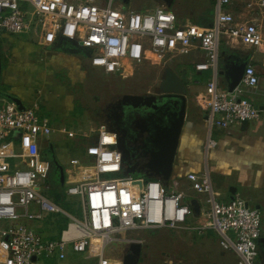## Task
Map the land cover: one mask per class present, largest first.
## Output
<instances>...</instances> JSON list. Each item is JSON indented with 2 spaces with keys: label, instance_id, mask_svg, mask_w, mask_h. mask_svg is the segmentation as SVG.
<instances>
[{
  "label": "built area",
  "instance_id": "obj_1",
  "mask_svg": "<svg viewBox=\"0 0 264 264\" xmlns=\"http://www.w3.org/2000/svg\"><path fill=\"white\" fill-rule=\"evenodd\" d=\"M214 5L212 23L201 25L180 23L165 3L136 10L114 0H0V36L34 34L43 45L70 39L85 49L92 66L106 73L123 75L128 64L147 61L161 64L165 70L180 56L202 52L194 68L207 75L197 81L195 100L208 116L207 137L200 146L201 169L166 185L158 177H133L125 172L117 133L108 123L79 129L55 125L57 122L40 113L39 103L20 107L13 97L1 95L0 221L9 220L10 225L0 227V264L63 260L68 246L97 259L98 264H123L122 259L105 257L113 234L162 227L191 228L199 233L214 229L222 248L235 252L238 264H255L262 212L239 194L228 201L219 198L212 183L210 150L218 145L213 137L215 129L230 130L259 118L260 109L249 95L256 92L264 70L248 63L232 90L223 87L219 45L224 39L232 47L253 49L264 56V31L258 17L264 16V0H214ZM52 133L86 142V162L73 158L71 166L64 169L70 183L64 191L77 197L79 214L41 191L52 163L44 156L40 139ZM187 183L205 194L208 206L199 202V215L186 199ZM49 215L68 218L59 237L43 236L25 222L43 221ZM134 240L140 241L127 239Z\"/></svg>",
  "mask_w": 264,
  "mask_h": 264
},
{
  "label": "rangeland",
  "instance_id": "obj_2",
  "mask_svg": "<svg viewBox=\"0 0 264 264\" xmlns=\"http://www.w3.org/2000/svg\"><path fill=\"white\" fill-rule=\"evenodd\" d=\"M120 1L122 0H114L116 3ZM160 1L128 0L126 9L149 10L155 8L156 3ZM174 4L172 11H179L183 15L193 18H190L193 21L189 20L184 24L202 19L206 13L214 17V0H175ZM258 17L264 31V16ZM29 35L12 34L9 35V39L6 37L5 41L9 42L14 38L26 40ZM31 45L27 44L24 49L20 50V53L16 52L14 60L10 64V60L6 63L3 61L0 72V96L10 93L12 97L20 99L25 106L33 103L42 104L49 109L54 123H63L68 128H88L90 125L108 122L109 111L118 106L124 94L149 95L160 91L161 79L164 76V69H162L161 64L152 61L140 65L128 64L127 71L123 75H118L106 73L102 68L92 66L83 53L75 54L74 57L67 55L66 58H59L55 56L53 51L49 52L44 48ZM251 50L255 60L264 59L262 54ZM251 50L233 48L226 44L224 39L221 40L219 45V80L223 87L227 85L228 79L220 71L229 67L230 59L233 56L243 58L242 55L246 56V52H251ZM5 58L8 59L7 56ZM183 60L185 65L193 62L192 56L188 55L184 56ZM177 63L174 61L167 64V67L178 71L174 68ZM178 74L187 85V107H189L186 110V119L180 136L181 141L183 130L188 123L187 119L194 118L191 110L192 104H196V94L195 91L191 92L188 80L180 72ZM193 84L195 83L193 82ZM249 96L258 107L264 105V99H261L258 92ZM203 119L206 121L207 116H203ZM49 142H52L54 146L52 155L64 169L71 166L73 158L80 156L86 143L84 140L69 138L60 133H52L40 139V146L42 148L43 146L47 147ZM14 146L17 148L16 144ZM46 152H44V156L49 158L50 156ZM128 159L124 163L127 174H131L133 177H151L131 170V163ZM198 159L192 161L198 163ZM80 161L86 162L84 158H80ZM213 162L211 159L210 169L214 188L222 193V197H225V184L221 178L216 176L213 170ZM174 177L172 174L168 185L173 183ZM69 184L67 180L62 183L60 175L50 174L47 183L42 184L41 191L53 200H55L54 193H59L62 197L63 207L79 214L77 197L68 196L64 193ZM184 193L188 202L196 198L202 206H208L205 201V194L191 189L189 183L184 187ZM31 209L36 211V208L32 207ZM55 220L46 217L43 221H38L42 233L59 236L61 227H55ZM30 223L36 224L35 222ZM9 225V220L0 221L1 228H6ZM112 238L105 249V257L109 260L122 259L128 251L130 241L127 239L139 238L143 240L139 264H167L168 261L173 262L172 264H190V261L197 264H235L234 251L223 250L217 232L211 228L206 229L203 233L191 228L171 229L162 227L151 230L135 228L113 234ZM72 253L70 246H68L67 254L71 264H98V260L95 258L84 259L81 255ZM261 256H264V243L260 246L255 264Z\"/></svg>",
  "mask_w": 264,
  "mask_h": 264
},
{
  "label": "crops",
  "instance_id": "obj_3",
  "mask_svg": "<svg viewBox=\"0 0 264 264\" xmlns=\"http://www.w3.org/2000/svg\"><path fill=\"white\" fill-rule=\"evenodd\" d=\"M77 1V0H76ZM128 0H122L119 5L126 8V3ZM175 0L172 1L171 6L169 7L172 10V7L175 6ZM160 3H165V0H161L160 2L156 3V5ZM166 4V3H165ZM155 5V6H156ZM167 5V4H166ZM139 10V9H137ZM150 10V9H149ZM177 14L178 20L180 23H187L189 20L193 21L192 17L185 16L181 12L175 11ZM192 18V19H190ZM213 15L211 16L209 13L203 15L202 19H198L196 22L201 25H210L213 21ZM8 33H4L0 36V54H1V67L6 61L10 60L9 64L12 60H14V55L16 52L20 53L21 49L25 48V45L33 44V47H40L44 48L47 51L55 52V56L59 58H66L65 56L78 54L69 51V48L72 47L68 42L63 39H58L54 43L50 45H43L36 40V36L29 35L28 39L26 40H18L14 38L13 40H9L6 42L5 38L8 37ZM26 35V34H23ZM77 47V46H73ZM235 48V47H233ZM242 49H249L245 47H236ZM26 50V49H25ZM251 50V49H249ZM87 58V52L83 53ZM246 56H243V61H247V63H254L258 70H264V64L262 60H255L254 54L251 52H246ZM8 57L5 58V57ZM186 56V55H184ZM184 56H180L176 59L178 62L175 65V69L177 73H181L186 80H188V85L191 89V92L195 91V94L199 90V85L197 81L199 79L205 78L207 73L198 71L194 68L195 63L203 57L202 52L194 51L188 56H192L193 62L190 64L186 63L183 60ZM89 60V59H88ZM237 62V60H234ZM8 64V63H7ZM8 64V65H9ZM5 65V66H8ZM186 66V67H185ZM193 82L195 84H193ZM258 94H260L261 99H264V75L261 77V81L259 86L256 90ZM9 96L10 93L4 95ZM14 98V97H13ZM263 109L260 110L259 118L256 120L239 124L232 127L230 130H223V129H215L213 132V137L218 140L217 147L210 150V158L214 161V171L216 176L221 178V180L225 184V192L226 196L222 197V193L215 189L220 194V199L224 201L230 200L235 194H239L243 197L248 205L252 207H257L261 210L263 215V224H262V234L259 240V250L262 243H264L261 239L264 238V105ZM189 109V107H187ZM39 111L42 115L48 116L52 119L51 113L49 109H47L44 105L39 104ZM194 118L187 119V126L183 130L182 139L179 143L175 162H174V179L175 178H183L189 171H199L202 167V157L203 152L201 150V145L205 143L207 137V120L203 119V116H207L205 110L201 109L197 104H192V110ZM189 115V113H188ZM208 117V116H207ZM91 122V121H89ZM60 123V122H57ZM53 144V143H52ZM54 149V146H53ZM82 152L80 156L75 157L78 159H85V147L82 148ZM198 159V163H194L192 160ZM51 161L50 158H47ZM52 163V161H51ZM213 183V182H212ZM214 187V185H213ZM56 219L57 215H49L47 218ZM29 226L37 229L38 232L43 236L48 237H59L54 236L51 234H44L39 229L37 221H26ZM30 222H35L36 224H31ZM67 225V224H66ZM188 229V228H183ZM190 229V228H189ZM61 233V232H60ZM218 234V233H217ZM60 235V234H59ZM206 235V234H205ZM139 239V238H137ZM218 239L220 242V236L218 234ZM141 243H143L142 239H139ZM221 245V244H220ZM224 250V249H223ZM72 254L81 255L84 259H93L87 258L84 254L76 253L71 250ZM235 253V252H234ZM235 264L237 263V255L235 254ZM170 261L167 262V264ZM173 263V262H172ZM179 263V262H177ZM38 264H71L70 257L67 254V257L63 260L59 259H50V260H43ZM181 264V263H180ZM190 264H197L194 261H190ZM256 264H264V256H261L259 260L256 261Z\"/></svg>",
  "mask_w": 264,
  "mask_h": 264
},
{
  "label": "water",
  "instance_id": "obj_4",
  "mask_svg": "<svg viewBox=\"0 0 264 264\" xmlns=\"http://www.w3.org/2000/svg\"><path fill=\"white\" fill-rule=\"evenodd\" d=\"M173 0H165L168 7ZM72 47L69 51L74 53H85V49L77 46L74 41L66 39ZM247 61L241 63L233 62L220 73L225 74L228 79L227 86L232 90L240 81ZM1 72V54H0ZM161 95L154 94H124L121 98V105L133 108L139 105H147L152 108L136 123V128L143 134L140 143L141 158L131 163V170L138 171L151 177H158L164 184L168 185L173 174L174 162L179 146L180 136L184 127L187 110V85L180 75L171 67H166L164 76L160 83ZM20 107L23 103L20 99L14 98ZM263 109V106H259ZM49 150L53 151L52 146ZM127 159L123 157L125 163ZM56 169H59L61 182H65L64 168L55 161ZM126 172V170H125ZM127 173V172H126ZM195 214H200L199 200L194 198L189 201ZM264 242V238L261 239ZM142 243L140 241L129 242L128 251L123 255V264H139L141 257Z\"/></svg>",
  "mask_w": 264,
  "mask_h": 264
},
{
  "label": "flooded vegetation",
  "instance_id": "obj_5",
  "mask_svg": "<svg viewBox=\"0 0 264 264\" xmlns=\"http://www.w3.org/2000/svg\"><path fill=\"white\" fill-rule=\"evenodd\" d=\"M235 59L238 63H241L243 62L244 58L233 56L230 59V65L235 62ZM153 94L159 96L162 94V92L158 91ZM150 110H152V108L147 106L146 104L139 105L138 107L133 108L131 106H125L119 103L117 107L113 108L112 111H109V119L106 123H108L109 127L117 133L118 148L120 149L125 159L131 158L134 162L141 158L140 143L142 141L143 134L140 135V131L136 128V123L138 120H140L142 116H144ZM50 146H52L53 148L52 144H49L47 147L43 146L42 152L44 154V152L47 151L46 153L48 156H50L49 158L52 161V168L50 174L57 176L59 175V169H56V160L55 157L52 155L54 149L53 151L49 150Z\"/></svg>",
  "mask_w": 264,
  "mask_h": 264
},
{
  "label": "trees",
  "instance_id": "obj_6",
  "mask_svg": "<svg viewBox=\"0 0 264 264\" xmlns=\"http://www.w3.org/2000/svg\"><path fill=\"white\" fill-rule=\"evenodd\" d=\"M54 195H55V201L62 205V203H61L62 197L60 196V194L59 193H54ZM57 216L58 217L54 221L55 222V227H57V228L61 227L60 230L62 231L66 227V224L68 222V218L63 216V215H57Z\"/></svg>",
  "mask_w": 264,
  "mask_h": 264
}]
</instances>
